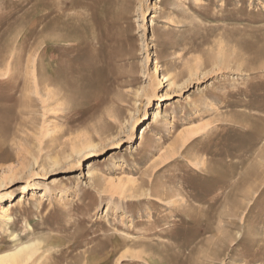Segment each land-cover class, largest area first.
Instances as JSON below:
<instances>
[{"label": "rangeland", "instance_id": "obj_1", "mask_svg": "<svg viewBox=\"0 0 264 264\" xmlns=\"http://www.w3.org/2000/svg\"><path fill=\"white\" fill-rule=\"evenodd\" d=\"M2 208L26 264H264V0H0Z\"/></svg>", "mask_w": 264, "mask_h": 264}, {"label": "bare ground", "instance_id": "obj_2", "mask_svg": "<svg viewBox=\"0 0 264 264\" xmlns=\"http://www.w3.org/2000/svg\"><path fill=\"white\" fill-rule=\"evenodd\" d=\"M159 84H160L159 75H157L156 73L155 85L158 86ZM157 118L158 115H155L154 122L157 121ZM80 151H81L80 149L77 150L78 153ZM7 213H8V208L6 209L2 208V213L0 214V216L2 218L6 217V220H10V217L6 216ZM38 243L39 242H37V240H34L32 242L30 241L29 243L20 244L19 246L15 247V249L12 252L0 253V264H26L27 262L31 261L33 257L37 254V251L39 249Z\"/></svg>", "mask_w": 264, "mask_h": 264}]
</instances>
